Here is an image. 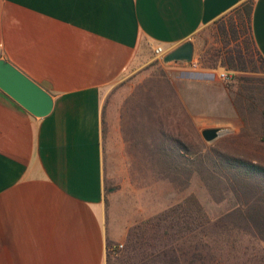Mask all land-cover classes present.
<instances>
[{
	"label": "crops",
	"instance_id": "0c3cea01",
	"mask_svg": "<svg viewBox=\"0 0 264 264\" xmlns=\"http://www.w3.org/2000/svg\"><path fill=\"white\" fill-rule=\"evenodd\" d=\"M247 1L0 0V60L54 100L39 117L0 88V264H106L107 95Z\"/></svg>",
	"mask_w": 264,
	"mask_h": 264
},
{
	"label": "rangeland",
	"instance_id": "374dc122",
	"mask_svg": "<svg viewBox=\"0 0 264 264\" xmlns=\"http://www.w3.org/2000/svg\"><path fill=\"white\" fill-rule=\"evenodd\" d=\"M233 11L195 37L193 65L156 59L105 99L107 251L121 258L130 230L152 219L144 243L131 242L136 249L131 264H143L142 251L148 264H160L157 256L182 232L194 241L191 223L183 229L177 221L160 227L154 220L188 197L196 196L213 219L237 204L227 184L212 178L219 177L209 165L214 162L201 164L204 146L264 164V66L246 28L240 27L239 40L231 34V24L240 23ZM224 23L229 35L220 30ZM239 50L246 71L229 67ZM220 72L229 73L231 82L222 81ZM208 129L216 130L208 136ZM161 131L188 149L172 150L175 142ZM212 253L213 264H264V240L235 228L213 240Z\"/></svg>",
	"mask_w": 264,
	"mask_h": 264
},
{
	"label": "trees",
	"instance_id": "16d2710c",
	"mask_svg": "<svg viewBox=\"0 0 264 264\" xmlns=\"http://www.w3.org/2000/svg\"><path fill=\"white\" fill-rule=\"evenodd\" d=\"M253 0H249L234 11L239 15L240 23L235 22L231 24L230 31L234 35L235 40H239L240 27L247 29L249 38L252 40V44L255 46L252 35V15H253ZM233 11V12H234ZM224 19H220L217 22H221ZM216 22V23H217ZM220 24V23H219ZM220 30L224 35H229L228 27L225 23L220 27ZM256 47V46H255ZM257 50V48H256ZM259 59L264 66V58L258 52ZM237 61L239 65H235ZM247 62L244 55L239 50L235 56H232L230 60V69L246 71ZM190 122H193L192 117H189ZM161 134L167 135L166 132ZM264 135V132L262 133ZM175 142V147L172 150L180 153L183 150H187L188 146L179 138H174L167 135V138ZM206 155L207 158L201 160V164H208L214 162V172L219 177L213 176L220 183H226L228 191L233 198L238 202L232 206L225 213L221 214L217 218H211L204 209L203 205L196 196L188 197L184 202L162 213V215L154 218L157 220V226L163 227L164 222L172 223L175 226L177 221V227L187 226V223L192 224V230L194 232V241L192 243L186 240L187 234L182 232L180 235L166 247L159 256H157V263L160 264H213L212 242L214 239L223 235H229L235 228L242 229L248 233L264 240V164L254 160L242 158L241 156L231 153H224L219 149H212L207 146ZM164 152V148L162 149ZM213 151V152H212ZM168 152H172L169 151ZM211 156V160L210 157ZM213 156V157H212ZM178 163V162H177ZM182 161V166L185 164ZM180 163H178L179 165ZM209 168V166H208ZM210 169V168H209ZM176 214V215H175ZM192 218L189 220V218ZM179 219V220H178ZM152 219L146 220L140 224L134 226L129 233L130 245L121 256L118 258L110 250L107 251V264H117L118 261L130 263L135 258V247L131 242L144 243L148 233L150 231L149 225L152 223ZM167 229V227H166ZM180 229V228H179ZM109 249V247L107 246ZM143 253V264H148V259L145 251Z\"/></svg>",
	"mask_w": 264,
	"mask_h": 264
},
{
	"label": "water",
	"instance_id": "95a60500",
	"mask_svg": "<svg viewBox=\"0 0 264 264\" xmlns=\"http://www.w3.org/2000/svg\"><path fill=\"white\" fill-rule=\"evenodd\" d=\"M194 57V45L185 43L164 58L165 63H191ZM0 88L20 102L36 116L43 117L52 111L54 100L52 95L27 77L15 66L0 60ZM216 129L205 130L212 135Z\"/></svg>",
	"mask_w": 264,
	"mask_h": 264
},
{
	"label": "built area",
	"instance_id": "2783aa9c",
	"mask_svg": "<svg viewBox=\"0 0 264 264\" xmlns=\"http://www.w3.org/2000/svg\"><path fill=\"white\" fill-rule=\"evenodd\" d=\"M154 53H155L156 59H163L164 60L166 52H165V50L162 47H157L154 50ZM191 65H193V63H191ZM218 76L224 82H231V75L229 73H227V72H220L218 74ZM121 246H123V245L121 244Z\"/></svg>",
	"mask_w": 264,
	"mask_h": 264
}]
</instances>
